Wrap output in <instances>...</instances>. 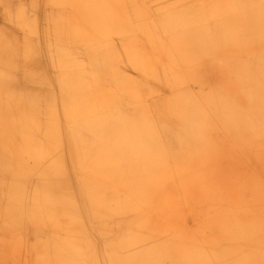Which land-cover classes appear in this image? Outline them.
<instances>
[{"label":"bare ground","instance_id":"bare-ground-1","mask_svg":"<svg viewBox=\"0 0 264 264\" xmlns=\"http://www.w3.org/2000/svg\"><path fill=\"white\" fill-rule=\"evenodd\" d=\"M48 1L45 36L29 43L23 37L14 42L4 32L8 18L0 9V64L9 73L6 80L0 76L3 163L8 144L24 138L29 118L40 116L42 122L44 114L41 126L56 127L55 111L61 109L81 167L82 186L70 196L44 195L45 203L58 201L64 214L45 205L29 211L30 221L46 229L42 244L33 242L36 264H84L86 257L92 264H264V185L257 184V173H249V166L251 171L264 167V58L253 70L241 58L264 52V0H217L218 7L207 14L218 35L209 51L211 45L195 48L194 40H185L190 33L179 34V40L168 35L190 20L200 0H128L134 14L149 21L137 25L140 31L149 40L155 35L167 61L180 71L179 77L157 80L140 49L137 54L122 49L129 37L122 36L126 27L109 18L110 0ZM70 34L74 45L66 43ZM81 43L89 48L79 50ZM50 55L60 57L56 67ZM134 59L137 63L129 66ZM88 65L102 74L95 83L115 87L117 96L105 97L106 104L72 84L84 71L90 73ZM141 74L151 79L145 93L132 81ZM15 91L30 93L38 105L44 98L45 112ZM109 106L116 110L108 111ZM18 144L15 148L23 150ZM235 149L239 162L225 158ZM46 151L53 153L54 147ZM72 180L61 183H78ZM248 188L257 193L253 203L240 194ZM40 195L35 192L31 203ZM133 220L140 223L125 225Z\"/></svg>","mask_w":264,"mask_h":264},{"label":"rangeland","instance_id":"rangeland-1","mask_svg":"<svg viewBox=\"0 0 264 264\" xmlns=\"http://www.w3.org/2000/svg\"><path fill=\"white\" fill-rule=\"evenodd\" d=\"M36 1L38 2L37 3L38 6L36 8H33L31 4L36 3ZM163 1H165L168 4L172 0H163ZM19 6L22 7L24 10L18 11L17 7ZM51 6L52 5L49 3L48 0H15V2H10V4H8V8H9L8 11L13 16L14 18L13 20L15 22L10 21V26L8 29L9 32H7L6 30L7 26L4 28V32L13 35L14 42L17 43L21 41L20 38L22 37L26 39L25 41L28 40L29 43L31 42V39H35V37L38 38L39 35H41L40 37H42L43 40V36H45V31H46V23L48 22L49 24L50 22L47 17L49 16L50 12L48 11L50 10ZM54 6L58 7L57 4H55ZM197 7H198L197 12L194 13V15L190 18L189 21L186 20L185 23L179 24L176 18L173 19L172 21H174V23L176 24L178 23L179 25L170 28V33L168 35L175 36L176 34V36H178L179 34H182L184 32L185 34L190 33L191 36H184L185 40H194V45H197L195 46V48L198 46H203L205 44L211 45L209 46V48L205 49L209 51L210 49H212V47L216 46L218 35L212 29V25H211L212 21L210 20V17L207 14L209 13L208 11L211 10L212 8L218 7L217 0L214 2L209 0H200L197 3ZM108 11H112V13L108 12V16L110 19L116 20V22L114 21V23L126 27L122 30V36L129 37L128 39L129 42H125L123 45L122 44L119 45H122V49L124 48V50L130 54L132 53L137 54V52L140 49V56L141 58H143V61H145L144 63L145 64L148 63L151 64V66H153V69L156 72L155 73L156 80L160 78H164L166 76L168 77L169 76L171 77L172 75H175L176 77L180 76V71H178V68L174 65H171V63L167 61L163 47L162 45L159 44V41L157 40L158 38H156L155 35L152 34L150 35V40H149L147 33L146 32L143 33L140 31L137 25H139L140 23H143L144 25H148L149 21L148 19H146L145 16L137 17L134 14L130 2L128 0H110ZM16 12H22V13H16ZM195 15L196 17H194ZM111 21L113 22V20ZM145 30H149V29L145 28ZM165 36L166 34L162 35V37ZM68 37L70 41L69 43L68 42L66 43L68 45H74V42H72L74 39L72 35L70 34ZM179 39L180 37L178 36L177 40ZM135 40H136V44H135ZM195 41L198 43L196 44ZM148 42H151V45ZM148 44L149 46L155 45V47H152L153 51L152 50L147 51L145 49ZM84 48H89V46H87L85 43H81L79 50H84ZM155 48L156 50H154ZM173 52L176 53L175 51ZM148 54L153 58L151 62H146V60H148L147 57ZM242 55L243 56L241 58L245 60V62L247 63V67L250 66L252 70H253L252 66L256 62L260 61V58H264V52L261 51L259 52L255 51L252 54H247V56L244 54ZM72 57H73L72 59L85 63L78 54H73ZM50 59L52 60L53 65L56 67L57 62L60 60V57L56 55H50ZM209 62H207V64ZM134 63H137L135 59L133 61L130 60L128 61L129 66L133 65ZM86 67L85 70L88 69L90 73L91 72L94 73L86 74V71H84L85 75L77 76L75 80L72 81V84L74 86H77L81 89L80 90L81 93L84 92L89 93L88 95L89 98L90 96H93V99H95L94 97L95 95L105 104L108 102L107 101L108 99L105 97L117 96L115 95L117 93L114 92L115 89H113L115 87H113L112 85H109L104 81H102L101 85H99L98 83H95L93 81L95 79H97V81L95 80L96 82L102 80V74L98 73L94 67H93L94 68L93 71H91V66L88 65ZM31 70H33L34 72L38 71L37 69L34 68ZM0 73H1L0 76L3 77L1 79L5 78L6 80L9 73L7 72L6 67L1 64H0ZM254 75H258V74L255 72ZM143 76L144 75L141 74L139 77H134L132 80L133 83L136 82L137 90L141 91V93H145L147 91V87L149 86L148 84L145 85V82L147 83L148 80H151L148 78L144 79ZM182 84H186V83H182ZM177 88L182 89L181 87H177ZM14 93L22 94L23 96L29 98L31 97L30 101H34V104L37 108L40 105L41 110L44 108L42 112H45V108L47 107L46 105L47 101L44 98L40 100L38 105L30 93L22 92V91H15ZM137 96L140 97V94H137ZM152 98L154 99L155 95L152 94ZM107 110L115 111L116 109L115 106H109L107 107ZM55 114L56 116L57 115L59 116L58 118L54 116L56 127L41 126L47 120L44 114H42L43 115L42 122L40 116L29 118L26 122L28 125L26 127L29 128H27L25 133L23 134L24 138L23 139L16 138L15 140H13V144L11 143L8 144V147L6 149V153H7L6 159H8V161H6V165L2 161L4 160L2 159L3 156H0V181L5 182L4 185L3 184L1 185L2 188L0 189L1 190L0 215H3V217L6 216L10 217L12 215L21 216L22 219L30 221V219L28 218V214L31 208H36V206L42 207V205L49 206L50 208H55L56 210L62 208L61 210H59L60 211L59 214H64L65 213V211H63L64 207H61L58 201L49 200L47 203H45L44 195L50 196L51 194H55V195L63 194L65 196H70L72 194L71 192H73V190L77 188V185L82 186V183L79 179V172L81 170V167H77L76 164V161L79 159V156L75 153V149L73 148V146H71L70 144L71 140H69L66 130V126L69 125V122L66 123L61 120L62 117L61 109L60 110L57 109V112L55 111ZM60 130H62L63 135L61 134ZM57 133H59V136H55ZM248 139L249 138L247 137V140ZM17 144L19 147L22 146L23 150L18 151L15 148ZM235 144L237 143L233 139H231L230 145L235 146ZM52 146L54 147V151L53 153L48 154L46 150L47 148L49 149ZM233 152L234 153L231 156L230 155L227 156L225 154V158L228 159L229 161L235 160L236 162H239V160L237 159L240 158L241 153L237 152L236 149ZM47 156L48 159H43V157H47ZM10 160H11V164H10ZM134 160L135 158L131 157V161L134 162ZM247 160L244 162L247 166H249ZM169 163L170 161L168 159L163 161L165 167L168 166ZM45 164H47L48 167H46V171H43L41 170V168ZM249 169H250V171L248 170L249 173L253 172L254 174L257 173L259 175L257 184L264 185V167L258 166L252 169L251 171V167L249 166ZM49 170L55 174H50V172H48ZM68 179H73V180L76 179L78 183L77 184L73 183L72 185L66 187L63 186L61 181L64 180L68 181ZM38 181H41V183H38ZM35 192H38L41 195L39 196L37 201L31 203L32 202L31 197H33V194H35ZM240 194L242 196H246L247 201H250L252 203L257 199L254 198L257 196L256 191L250 188L247 189V192H241ZM235 198H239V196L235 195ZM81 202L83 205H86V203H84L83 201ZM248 205L250 206V203H248ZM262 207H264V205H262ZM147 210L149 209H145L140 213H145L147 212ZM145 217L148 216L147 215L141 216V218H145ZM115 219L118 218L114 217L112 220ZM30 222L31 224L33 223L32 221ZM133 223L134 224L140 223V220L126 221L125 225L133 224ZM33 224H34V229L30 231V233L34 232L33 233L34 241L32 240V242L29 243V247H31V244L33 242L41 243L42 239L46 237V234L44 233L46 229L39 228L36 223ZM155 232H157L156 229H153V233ZM142 255H145L144 252H140L138 254V256H142ZM4 256L5 254L2 252V256H0L1 257L0 264L4 263V259H3ZM34 259L35 257H33V259H30L29 257V259H27L28 264H36V261ZM84 259H85L84 264H92L91 261H89L90 257H88V259L87 257Z\"/></svg>","mask_w":264,"mask_h":264},{"label":"crops","instance_id":"crops-1","mask_svg":"<svg viewBox=\"0 0 264 264\" xmlns=\"http://www.w3.org/2000/svg\"><path fill=\"white\" fill-rule=\"evenodd\" d=\"M10 2H15V0H0V9L5 12L4 14L8 18L7 32H9L10 21L14 19L8 11V4H10ZM33 229L34 224H31L28 220L22 219L21 216L3 217V215H0V251L4 254H8V259L3 264H28L27 259H29V257L30 259L35 257L38 250L33 249V243L31 244L32 248L29 247V243L34 237V232L30 233ZM190 235L192 236V234ZM194 238L196 240L200 239L197 237Z\"/></svg>","mask_w":264,"mask_h":264}]
</instances>
